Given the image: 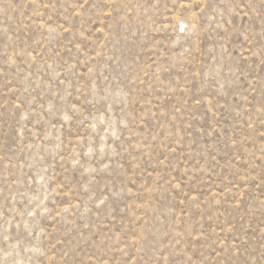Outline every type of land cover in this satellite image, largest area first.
<instances>
[{"label": "rangeland", "instance_id": "1", "mask_svg": "<svg viewBox=\"0 0 264 264\" xmlns=\"http://www.w3.org/2000/svg\"><path fill=\"white\" fill-rule=\"evenodd\" d=\"M0 264H264V0H0Z\"/></svg>", "mask_w": 264, "mask_h": 264}]
</instances>
